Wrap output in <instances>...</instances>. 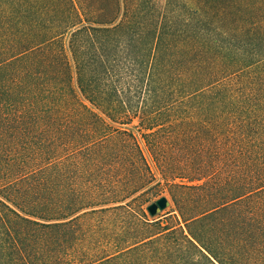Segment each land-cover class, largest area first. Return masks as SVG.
Segmentation results:
<instances>
[{
  "label": "trees",
  "instance_id": "trees-1",
  "mask_svg": "<svg viewBox=\"0 0 264 264\" xmlns=\"http://www.w3.org/2000/svg\"><path fill=\"white\" fill-rule=\"evenodd\" d=\"M0 264H264V0H0Z\"/></svg>",
  "mask_w": 264,
  "mask_h": 264
},
{
  "label": "rangeland",
  "instance_id": "rangeland-1",
  "mask_svg": "<svg viewBox=\"0 0 264 264\" xmlns=\"http://www.w3.org/2000/svg\"><path fill=\"white\" fill-rule=\"evenodd\" d=\"M158 4L163 5L164 2H166V0H157ZM137 124V120L134 118L132 119V121L127 124V125H123V127L126 129V131L132 133L133 136H135V138L140 142V144L142 143V140L139 137L138 132L136 131V127L135 125ZM159 196H165L166 199L168 200V206L165 207L164 209L160 210L157 214H155L154 216H150L147 211L145 210V207L147 204H149L150 202H152L153 200H155L156 198H158ZM123 204V203H121ZM129 204V207L131 210H133V213H143L145 215L146 218H148V220L153 221V220H158L161 222V224H168V225H175V226H180V227H185L184 223L181 221V218L178 216L177 214V210H176V206L174 205V202L172 201V199L170 198L169 195V191L164 188V187H153L152 189H150L149 191H147L146 193H143L141 196H139L137 198V200L132 201ZM110 206H114V205H106L103 207H110ZM108 222L106 223L107 227H92L94 230L97 229H107V230H111V229H117L119 227V215H118V211H115L113 213H111V215H109L108 217ZM131 222V218L127 219V221L125 223H128V226L131 227V224H129ZM72 228V227H69ZM76 230V236H79V234H81V232H83L85 230V227H75ZM89 241H93L92 239H71V240H67V242L70 243H87Z\"/></svg>",
  "mask_w": 264,
  "mask_h": 264
},
{
  "label": "water",
  "instance_id": "water-1",
  "mask_svg": "<svg viewBox=\"0 0 264 264\" xmlns=\"http://www.w3.org/2000/svg\"><path fill=\"white\" fill-rule=\"evenodd\" d=\"M168 206V200L165 196H159L152 202L146 205L145 210L150 216H154L157 214L160 210L164 209Z\"/></svg>",
  "mask_w": 264,
  "mask_h": 264
}]
</instances>
